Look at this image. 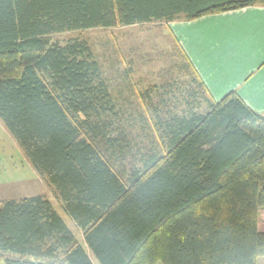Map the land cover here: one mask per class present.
<instances>
[{
  "label": "trees",
  "instance_id": "16d2710c",
  "mask_svg": "<svg viewBox=\"0 0 264 264\" xmlns=\"http://www.w3.org/2000/svg\"><path fill=\"white\" fill-rule=\"evenodd\" d=\"M247 5L264 0H0V121L83 240L45 194L2 199L0 264H256L264 115L214 100L175 39L141 110L85 40L53 38Z\"/></svg>",
  "mask_w": 264,
  "mask_h": 264
},
{
  "label": "rangeland",
  "instance_id": "374dc122",
  "mask_svg": "<svg viewBox=\"0 0 264 264\" xmlns=\"http://www.w3.org/2000/svg\"><path fill=\"white\" fill-rule=\"evenodd\" d=\"M69 37L82 38L89 44L102 65L113 97L123 99L119 100L123 101V105L136 109H143L139 91L145 90L151 83H163L168 78L169 65L173 61H181L180 58H171L176 46L164 22L98 26L53 35L60 41ZM126 69L128 72H125ZM138 139L147 141L145 136ZM32 194H45L75 237L83 242L81 230L64 213L52 187L33 168L22 148L0 121V200ZM258 228L264 230V207L259 213ZM155 264L161 263L158 260ZM256 264H264V255L256 258Z\"/></svg>",
  "mask_w": 264,
  "mask_h": 264
},
{
  "label": "crops",
  "instance_id": "0c3cea01",
  "mask_svg": "<svg viewBox=\"0 0 264 264\" xmlns=\"http://www.w3.org/2000/svg\"><path fill=\"white\" fill-rule=\"evenodd\" d=\"M166 25L214 100L234 90L264 115V5L179 13Z\"/></svg>",
  "mask_w": 264,
  "mask_h": 264
}]
</instances>
